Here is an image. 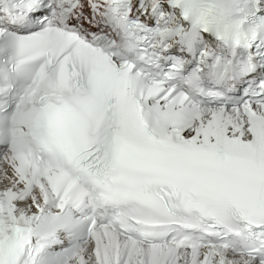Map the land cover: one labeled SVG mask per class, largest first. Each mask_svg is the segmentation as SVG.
Segmentation results:
<instances>
[{
    "label": "snow or ice",
    "instance_id": "1",
    "mask_svg": "<svg viewBox=\"0 0 264 264\" xmlns=\"http://www.w3.org/2000/svg\"><path fill=\"white\" fill-rule=\"evenodd\" d=\"M0 264H264V0H0Z\"/></svg>",
    "mask_w": 264,
    "mask_h": 264
}]
</instances>
